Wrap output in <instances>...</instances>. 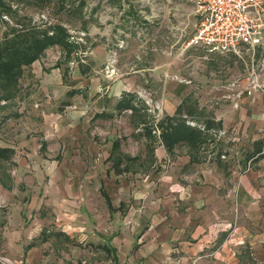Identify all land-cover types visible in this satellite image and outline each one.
<instances>
[{"label":"crops","instance_id":"1","mask_svg":"<svg viewBox=\"0 0 264 264\" xmlns=\"http://www.w3.org/2000/svg\"><path fill=\"white\" fill-rule=\"evenodd\" d=\"M136 2L110 0L103 21L115 40L143 48L151 26L196 24L193 0ZM88 47L46 49L0 100V147L13 150L0 160V255L23 264H264V154L253 160L264 96L234 107L239 83L159 52L127 50L109 75L102 41ZM140 89L161 102L159 118L138 107ZM201 107L212 110L199 118ZM186 120L204 127L199 142L178 130Z\"/></svg>","mask_w":264,"mask_h":264},{"label":"rangeland","instance_id":"2","mask_svg":"<svg viewBox=\"0 0 264 264\" xmlns=\"http://www.w3.org/2000/svg\"><path fill=\"white\" fill-rule=\"evenodd\" d=\"M133 1L137 3L136 1L140 0ZM109 3L110 0H2L0 3V42H3L6 35L11 37L20 29L26 28L28 30L34 25L43 26L51 22L49 24L51 29L55 26L64 29L65 34H68V42L75 46V50H78L79 47L84 49L86 46H91L101 40L105 46V61L101 67L107 71L110 68L109 56L111 51L116 50V57L119 60L120 56H125L127 50L132 49L139 55L146 53L151 58L155 57L158 52L168 60H173L176 57L179 61L181 58L183 64H188L191 58H195L197 66L215 68L216 74L223 81L227 78L230 82L239 83L240 88H247L249 80L255 75L259 81L264 79V38L260 45L254 47L241 46L238 49V54L234 52L214 53L208 54V58L204 59L205 50L203 48L193 49L195 47L186 45L194 32L195 23L193 25L159 28L151 26L147 28L150 34L149 39L141 48L138 41L126 40L124 37H118V40H115L112 37L115 33L114 28L111 29L108 24L109 21L106 23L103 21L109 18V11L107 10ZM100 9L103 11L102 17L100 16L102 24L99 21ZM79 32L86 33L84 35L85 43L77 40ZM70 36H73V39H70ZM119 40L124 41L121 48L116 46L119 44ZM50 48L66 51L64 47L59 45H52L47 49ZM142 94H148L153 100L155 94L152 91L141 89L135 92L138 107H145L146 113L150 115L149 118H156L155 113L149 111L150 108L141 97ZM259 95L264 96V87L257 88L250 95H245V98L248 100ZM193 110L194 108L188 106L182 108L183 113H190ZM211 110L208 107H201L196 110L195 116L203 118Z\"/></svg>","mask_w":264,"mask_h":264},{"label":"built area","instance_id":"3","mask_svg":"<svg viewBox=\"0 0 264 264\" xmlns=\"http://www.w3.org/2000/svg\"><path fill=\"white\" fill-rule=\"evenodd\" d=\"M194 14L196 16L195 29L186 45L200 47L207 52L225 54L234 52L238 54L241 46L254 47L260 45L264 38V0H193ZM51 22H48L50 24ZM79 32L77 40L85 43L84 35ZM73 39V36H70ZM118 48L123 47V40L118 41ZM89 47L86 46L84 52L77 54H87ZM116 62V50L110 52L108 74H114L113 65ZM77 61L72 60L71 65H76ZM112 66V67H111ZM233 96V106H238V100L245 95H250L257 88L264 87V79L259 81L257 75L249 80L248 87L240 88L236 85ZM141 97L149 106V111L155 113L156 118L162 114L160 101L153 100L148 94ZM234 97V98H233ZM186 123L192 127L200 126L191 120ZM224 134V131L221 132ZM251 160L247 162L250 164ZM0 264H23L16 262L4 255H0Z\"/></svg>","mask_w":264,"mask_h":264},{"label":"trees","instance_id":"4","mask_svg":"<svg viewBox=\"0 0 264 264\" xmlns=\"http://www.w3.org/2000/svg\"><path fill=\"white\" fill-rule=\"evenodd\" d=\"M54 28L51 29L48 23L34 25L28 30L16 31L11 37L6 35L0 42V100H7L14 95L23 67L40 58L49 46L59 45L67 53L71 52L73 44L68 42V34L59 26ZM178 130L189 141L199 142L202 130L185 124L178 126ZM255 144L258 154L255 157L253 155V160L264 154L262 141ZM12 154L11 148L0 147V160L10 159Z\"/></svg>","mask_w":264,"mask_h":264}]
</instances>
